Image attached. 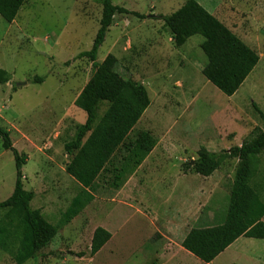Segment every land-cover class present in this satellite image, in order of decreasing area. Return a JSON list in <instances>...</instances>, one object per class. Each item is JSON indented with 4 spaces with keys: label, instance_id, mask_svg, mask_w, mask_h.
<instances>
[{
    "label": "rangeland",
    "instance_id": "374dc122",
    "mask_svg": "<svg viewBox=\"0 0 264 264\" xmlns=\"http://www.w3.org/2000/svg\"><path fill=\"white\" fill-rule=\"evenodd\" d=\"M185 1L111 0L145 18L116 14L97 62L113 55L117 72L141 84L150 104L89 188L95 200L25 264H205L180 246L185 233L198 227L196 222L190 220L178 230L172 224L201 210L215 215L210 227L225 221L237 160H225L208 179L196 176L186 164L196 159L201 147L211 153L227 151L263 127L251 104L264 113V0H196L259 56L253 72L231 97L201 75L206 61L199 48L202 38L193 36L177 48L157 19L171 15ZM101 10V0H26L12 23L0 17V70L10 75L9 82L0 85V127L10 133L13 147L27 156L23 188L34 194L31 209L40 210L51 225L58 223L81 190L64 172L71 158L64 144L86 119L74 101L93 67L87 58L77 56L90 50ZM38 78L42 83L34 84ZM142 132L154 138L155 147L122 186L113 189L115 172ZM253 169L251 184L258 185L264 201V151ZM188 173L195 202L184 198L185 189L169 186ZM14 182L13 157L0 141V202L11 195ZM4 213L0 210V219ZM99 227L111 238L91 256L92 234ZM246 240L260 248L264 243L244 238L236 246L241 248ZM242 248L256 256L264 254ZM230 253L226 250L209 264H251L243 255ZM0 264L15 262L0 249Z\"/></svg>",
    "mask_w": 264,
    "mask_h": 264
},
{
    "label": "trees",
    "instance_id": "16d2710c",
    "mask_svg": "<svg viewBox=\"0 0 264 264\" xmlns=\"http://www.w3.org/2000/svg\"><path fill=\"white\" fill-rule=\"evenodd\" d=\"M25 1L0 0V17L12 23ZM101 5L99 27L91 48L77 56L87 58L93 67L88 82L74 101L75 107L85 114L86 119L83 125L76 127L72 139L64 144L65 153L71 157L64 172L81 186V190L60 215L56 225L48 223L40 210L31 209L34 194L23 188L22 169L27 156L13 147L10 133L0 127L1 148L11 153L15 166L13 191L0 202V210L5 211L0 219V249L11 255L15 264L35 260L57 232L94 201L89 188L124 144L150 104L147 91L141 84L117 72V59L113 55H107L102 62H97L98 50L116 14L145 17L115 6L111 0H101ZM157 19L162 20L177 48L193 36L202 38L199 48L206 61L201 75L227 97L237 93L259 63V56L196 0H186L171 15ZM9 80L10 75L0 70V85H5ZM33 83L41 84L42 79H34ZM251 106L263 127L255 129L249 140L220 153H211L201 147L196 159L186 164V168H190L194 174L209 177L225 160H237L224 223L216 227L192 228L180 244L184 251L205 264L211 263L240 237L264 240V201L258 185L251 184L255 173L254 163L264 151V113L254 103ZM102 107L105 110L100 115ZM155 144L149 133L138 135L113 176V189L122 186ZM110 238L109 232L96 228L91 238V256L98 253Z\"/></svg>",
    "mask_w": 264,
    "mask_h": 264
},
{
    "label": "crops",
    "instance_id": "0c3cea01",
    "mask_svg": "<svg viewBox=\"0 0 264 264\" xmlns=\"http://www.w3.org/2000/svg\"><path fill=\"white\" fill-rule=\"evenodd\" d=\"M211 176L205 177V179H208ZM190 178H191V174L190 173H188L187 175H182L180 177H177L176 180L175 179L171 180V183H169V186L170 187L172 186L173 188L176 187L175 190L185 189V194L184 195H186V197H184V198L185 199H189V200L193 199L194 202H195V199H194L195 198V196H194L195 195V190L193 188L194 186L190 183ZM198 199H197V202L194 203V204L197 205ZM214 218H215V215L204 213L203 210H201L199 213H197L195 215H193V213L190 212L187 215H185L184 217H180L179 219L174 221L172 226H173V230H178V229L183 228V226H185V223H188L190 220H193V222H196V224L198 225V227H196V228H209L210 226H208V225H212V223L215 221ZM262 221L264 222V218L262 219ZM190 229H192V228H190ZM187 232L185 233V235L187 234ZM185 235L180 240V244H181L182 240L184 239ZM242 239H244V237L238 238L235 242H233L226 249V250H230L231 251V253L229 255H231L232 257H233V255L235 257H237L239 255H243V256H241V258H244V259L247 258L248 259V263H251V264H264V257H263L264 254H263V256H256L255 254H252V250H244V248H242L243 246H245V247H248L250 249L255 248V249L259 250V251L262 250L264 252V243H262V247L260 248V246H258L257 244L251 243V241H247L246 240L247 243L245 242V243L241 244L240 245L241 248H239V246H236V244ZM245 239L249 240V238H245ZM263 242H264V240H263ZM239 250H240V252L243 251V253H238ZM233 264H237V263H233Z\"/></svg>",
    "mask_w": 264,
    "mask_h": 264
}]
</instances>
